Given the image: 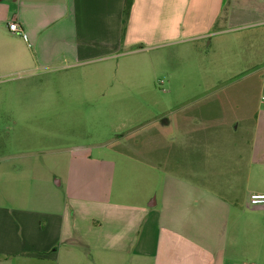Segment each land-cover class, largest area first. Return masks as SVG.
Listing matches in <instances>:
<instances>
[{
  "label": "crops",
  "instance_id": "obj_1",
  "mask_svg": "<svg viewBox=\"0 0 264 264\" xmlns=\"http://www.w3.org/2000/svg\"><path fill=\"white\" fill-rule=\"evenodd\" d=\"M124 2L0 0V76L227 35L251 19L264 25V0H134L127 20ZM233 125L241 137L215 144L228 145L231 156L212 172L200 164L209 141L179 140L195 166L168 174L163 193L146 205L97 197L59 210L45 198L0 209V264H264V206L249 199L264 193V107L248 127L239 118Z\"/></svg>",
  "mask_w": 264,
  "mask_h": 264
},
{
  "label": "rangeland",
  "instance_id": "obj_2",
  "mask_svg": "<svg viewBox=\"0 0 264 264\" xmlns=\"http://www.w3.org/2000/svg\"><path fill=\"white\" fill-rule=\"evenodd\" d=\"M258 21L227 35L122 49L99 63L0 76V209L45 198L59 210L97 197L146 205L168 174L195 166L182 139L210 142L201 170L227 163L230 147L215 144L240 138L233 122L248 127L264 107Z\"/></svg>",
  "mask_w": 264,
  "mask_h": 264
},
{
  "label": "built area",
  "instance_id": "obj_3",
  "mask_svg": "<svg viewBox=\"0 0 264 264\" xmlns=\"http://www.w3.org/2000/svg\"><path fill=\"white\" fill-rule=\"evenodd\" d=\"M9 30L14 32V33H18L21 34L22 33V29L20 28V26L17 23H11L8 26ZM262 100L264 101V97L262 98ZM250 201L256 205H262L264 206V193H252L249 197Z\"/></svg>",
  "mask_w": 264,
  "mask_h": 264
},
{
  "label": "trees",
  "instance_id": "obj_4",
  "mask_svg": "<svg viewBox=\"0 0 264 264\" xmlns=\"http://www.w3.org/2000/svg\"><path fill=\"white\" fill-rule=\"evenodd\" d=\"M134 0H125L124 2V18L127 20L130 16L132 4Z\"/></svg>",
  "mask_w": 264,
  "mask_h": 264
}]
</instances>
